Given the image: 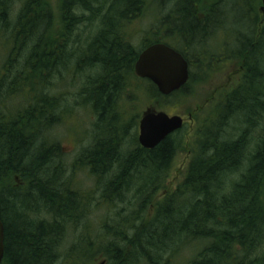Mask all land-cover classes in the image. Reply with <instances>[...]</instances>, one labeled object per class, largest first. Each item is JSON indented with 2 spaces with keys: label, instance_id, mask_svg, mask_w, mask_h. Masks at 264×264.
Returning a JSON list of instances; mask_svg holds the SVG:
<instances>
[{
  "label": "trees",
  "instance_id": "16d2710c",
  "mask_svg": "<svg viewBox=\"0 0 264 264\" xmlns=\"http://www.w3.org/2000/svg\"><path fill=\"white\" fill-rule=\"evenodd\" d=\"M19 1L16 31L9 46L2 42L0 66L1 264H264L259 0H221L199 23L193 3L201 0H58L56 14L47 0ZM148 6L166 32L193 33L199 25L195 33L221 29L236 36L230 51L240 81L218 92L195 125L190 159L172 192L166 182L185 142L182 129L153 149L142 148L135 136L129 148L121 144L138 118L132 115L124 127L123 95L135 89L145 103L154 102L150 110H157L155 103L163 110L173 97L188 96V83L164 96L149 81L138 85L133 76L139 51L154 39L145 37L135 46L129 26ZM6 9V0H0V28L7 23ZM234 11L244 12L236 23L230 18ZM238 25L246 33L232 30ZM61 65H70L82 79L77 95H70L73 106L96 119L89 144L72 164L94 178V190L86 193L74 187V173L65 176L59 141L43 140L70 117L61 108L64 94H48L51 71ZM17 98L22 103L10 106ZM232 121L235 127L229 128ZM92 205L95 214L103 210L94 223L87 220Z\"/></svg>",
  "mask_w": 264,
  "mask_h": 264
},
{
  "label": "rangeland",
  "instance_id": "374dc122",
  "mask_svg": "<svg viewBox=\"0 0 264 264\" xmlns=\"http://www.w3.org/2000/svg\"><path fill=\"white\" fill-rule=\"evenodd\" d=\"M47 1L49 7L52 10H55L53 12L54 14L56 12V3L58 0ZM234 1L235 0H228V2L230 3H233ZM149 2H151V0H149L148 3ZM6 8L8 14L7 23L6 26L3 25V28H0V66L3 63L2 61L4 60L5 55V49H2L4 43L2 42L5 41L8 46L10 45V33L16 31L14 28L15 18L19 13L21 3L19 0H6ZM151 10L152 6H148L145 9L144 13L142 15H139L134 21H132L129 26V31L131 32L128 33L129 35H131L130 41L135 46H138L141 42H143V39L145 37L149 36L147 33L151 32L148 31L153 30L152 32H156V30H158L156 28L159 27V24H155V17L153 16V12ZM163 11L166 12V10ZM245 11L247 12V10ZM222 12L223 17L226 20V10H224L223 8ZM255 13L259 18H262V21H264V5L262 4V0H259L255 8ZM243 14L244 12L234 11V13H230V18L234 23H236V21H240L242 19ZM226 25L232 28L230 22L227 21ZM245 27H247V25H245ZM232 30H236L238 33H246L241 25H238L237 27H235V29ZM232 34L233 33L230 34V37ZM1 38H3V40ZM228 41L230 43L231 40L229 39ZM233 44L234 42L232 41V48L233 46H235V44ZM8 46H6L7 51H9L11 48H9ZM231 58V64L228 63L227 66L220 69H208L207 71L195 70V77H193L192 80L188 83V88L186 90L188 96H186L185 98L183 97L179 99V97H173V100H171V102H169L168 105L163 108V110L162 107H159L157 103L154 104L158 111H164L168 115H178L184 120V126L182 127L181 134L182 136H184L185 142L182 150L177 153L174 159L172 172L168 181L166 182V190L168 191L170 190L172 192L183 178L185 167L187 166L188 160L190 159L191 155L188 144L193 136V129L195 125H197L198 121L212 109L214 100L217 97L218 92L228 90L240 81V76L238 73L239 66L234 61L233 57ZM63 66L64 67H62V65L61 67L59 66L60 68H58L55 72L51 71V73H55V75H51V78L49 77V83H51V86L48 88V94L49 96L64 94L63 101L61 102V108L63 110L66 109L67 111H70V117L66 119V123L56 125V128L49 134H46L43 137V140H45L46 142H49L52 139H56L57 141H59L62 155L61 160L67 169V171L65 172V176L68 175L70 177V175L74 173V179L72 181L74 182V187L82 189L86 193V191L94 190V178L90 175L87 168L80 167L78 169H75L72 164L73 159L75 158V155L78 153V151L80 149L82 150L83 147H86L89 144L91 127L93 123H95L96 119H93V117H91L90 113H88L85 108L73 106L74 99L70 95H77L76 93L81 85L82 79L79 80L81 76H78V78L75 77L72 68L69 67L70 65ZM65 68H67V70H65ZM138 85L142 86L141 83H138ZM145 88L146 90L148 88L146 84ZM145 101L146 100L142 98V95L138 94L135 89L133 90V92H129L122 96L120 106L121 109H123V117L121 121L124 124V127L126 128L128 126V122L130 120L129 118L132 115H134V117H138L137 126L132 129L126 130L127 135L125 136V140H122L121 142V144L123 143L124 145L123 149H127L130 147L132 137L135 136L137 138L138 122L144 111L146 109H150L148 105L154 103L150 100L146 103ZM18 103H22L21 98L11 100L9 102V105L13 107ZM198 109L201 110L194 115V111H197ZM232 127H235V123L233 124V121L230 123L229 128ZM97 195L98 194H96V196ZM87 211V220L93 223L97 215H100L101 212H103V210H98L95 214L93 205L91 208L87 209Z\"/></svg>",
  "mask_w": 264,
  "mask_h": 264
},
{
  "label": "water",
  "instance_id": "95a60500",
  "mask_svg": "<svg viewBox=\"0 0 264 264\" xmlns=\"http://www.w3.org/2000/svg\"><path fill=\"white\" fill-rule=\"evenodd\" d=\"M264 5V0H262ZM136 75L149 80L161 95L167 96L183 87L188 80L185 60L174 50L155 44L145 49L135 64ZM183 119L163 111L147 110L139 121L138 143L153 149L165 138L180 130ZM4 256V226L0 219V264Z\"/></svg>",
  "mask_w": 264,
  "mask_h": 264
},
{
  "label": "flooded vegetation",
  "instance_id": "af4514ba",
  "mask_svg": "<svg viewBox=\"0 0 264 264\" xmlns=\"http://www.w3.org/2000/svg\"><path fill=\"white\" fill-rule=\"evenodd\" d=\"M217 4H221V0H201L199 4L193 3L194 12L196 13L195 17L198 19V23L210 14L212 11L211 9ZM202 10H204L206 14L201 13ZM179 24V26H183L182 23ZM198 26H196L195 29H191L193 33H189V30L186 31L187 33H182L179 29L170 33L166 32L167 29L165 30L164 24L160 23L157 33H151L148 36L149 38L146 39L149 41L153 36L154 40L149 45L143 47L139 51V55L145 49L155 44H161L174 50L182 56L187 64V83L195 77V70L207 71L208 69H220L227 66L228 63L231 64L233 53L230 50L232 49V41L234 43L236 42V36L232 34L230 37L229 33H224V30L221 31V29L218 33H208L206 29L203 33H195L199 32ZM201 27H203V25ZM229 39L231 40L230 43L228 41ZM137 59H135V62L132 64L133 76L136 80H139V83H143L142 81L148 80L136 75L135 64Z\"/></svg>",
  "mask_w": 264,
  "mask_h": 264
}]
</instances>
